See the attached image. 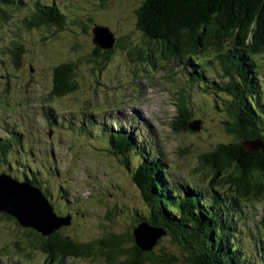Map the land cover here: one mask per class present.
<instances>
[{
  "label": "rangeland",
  "instance_id": "1",
  "mask_svg": "<svg viewBox=\"0 0 264 264\" xmlns=\"http://www.w3.org/2000/svg\"><path fill=\"white\" fill-rule=\"evenodd\" d=\"M48 1L21 0L18 9L4 8L0 12V139L14 141L19 136L22 143V148L20 143L11 144L5 155L0 152V172L3 169L13 178L22 177V170L12 160L13 168H7L11 157L14 161L20 157L26 165H33H28L32 169L37 167L38 173L41 166L40 187H47L44 193L55 212L67 216L66 209L71 206V223L61 229L64 235L90 241L101 239L105 232L125 234L136 213L138 216L148 213L147 206L133 182V168L129 170L121 164V157L110 153L108 144L99 143L102 129L95 130L91 123L92 117L100 122L117 117L118 125H112L113 131H131L135 140L154 137L168 171L183 183L192 180L202 189L211 183L217 193H225L228 188L225 178L219 175L211 180L207 170H195L201 162L199 154L229 139L222 130L220 113L205 106L209 105L210 99L207 101L206 97L210 96V89L204 92L190 85L188 74L182 69L184 63L179 59L155 53L148 60L147 41L135 27L134 12L139 0H111L103 9L97 0H52L68 13V22L78 14L85 24L92 26L87 23L91 18L94 23L107 25L116 41H126L114 47L100 71L91 55L94 47L91 27L86 32L73 22L67 25L70 30L29 26L30 15L39 6L49 4ZM140 48L144 52L139 59ZM257 57L259 79L264 81V50ZM61 63L75 64L77 88L60 96L53 95L52 90L53 69ZM182 104L189 111L195 109L188 118L191 132L177 126L176 115ZM48 112L59 126L48 123ZM131 114L137 117L135 125L143 126L141 129H132L125 122L126 118L129 123L135 122L129 117ZM198 118L201 120L196 123ZM191 125L198 129L192 131ZM80 126L93 133L81 132ZM96 136L98 140L90 139ZM90 141L97 144L90 145ZM131 152L133 148L129 151L133 167L137 157ZM63 199L83 203L84 207L77 210ZM241 202L249 218L246 226L250 227V232L241 234L250 235L248 249L260 258L256 249L264 244V228L258 226L260 221L264 223V196L249 195ZM25 228L0 215V264L105 263L102 256L50 260L38 249L16 252L15 242L19 241L21 247L27 244ZM170 242V237L164 236L153 250L175 252Z\"/></svg>",
  "mask_w": 264,
  "mask_h": 264
},
{
  "label": "trees",
  "instance_id": "2",
  "mask_svg": "<svg viewBox=\"0 0 264 264\" xmlns=\"http://www.w3.org/2000/svg\"><path fill=\"white\" fill-rule=\"evenodd\" d=\"M97 1L101 9L112 2ZM48 3L39 6L30 15L27 19L30 27L70 30L67 25L73 22L86 32L91 27V34L95 25L108 27L92 22L91 18L87 20V23H92L89 26L78 14L73 15L68 22V13L63 8L56 6L53 1ZM20 5L21 0H0V12H4V8L18 9ZM134 16L136 29L147 41L145 52L148 60L155 53L179 59L184 63L183 68L190 70L187 71L190 85L201 88L202 91L210 89L209 92L206 91L210 94L206 97L207 101L210 99L209 105L205 106L216 108L220 113L222 130L229 139L217 142L214 148L199 154L201 162L195 170H207L211 174V180L219 175L225 178L227 191L217 193L211 183L209 187L202 189L194 185L192 180H187L192 183V186H187V183L168 171L160 146H156L153 141L154 137L148 136L151 140H135L131 131H113L112 125H118L116 119L100 122L92 117L95 120L91 121L94 129H102L101 135L106 136H99V143L108 144L109 152L121 157V164L129 170L133 168L132 179L148 213L139 216L136 213L137 217L133 216V222L125 234L105 232L101 239L90 241L62 234L61 229L68 225L47 236L32 228H25L27 244L21 247L19 241L15 242V251L38 249L50 260L102 256L104 264H264V244L263 248L260 244L261 248L256 249L261 256L257 258L248 249L250 244L247 237L250 235L241 234L242 231L250 232L249 225L246 226L248 214L241 200L253 194L256 197L264 196V153L262 148L256 150L250 146L259 142L264 147V81L259 79L257 69L260 63L257 55L264 50V0H139ZM122 42L126 43L125 40ZM122 42L115 40L109 50L93 44L91 55L94 56L93 61L99 71L108 59V54ZM143 52L142 48L138 49L139 59ZM184 58L186 59L183 60ZM75 68L72 63H61L54 67L53 95L61 96L75 91ZM206 70L211 74H207ZM200 108H204V105L200 104ZM189 110L184 104L178 107L177 126L182 131L191 132L188 118L195 109ZM47 119L50 125L57 123L50 112ZM200 120L198 118L195 122ZM79 122L81 120L76 121L77 124ZM80 127L83 133H93ZM130 127L135 128L131 123ZM11 128L15 131L14 126ZM99 137L90 139L98 140ZM13 140L0 139L2 155H5L13 143H20L21 146L19 136ZM96 142L90 141V145H95ZM132 148V155L137 157V164L133 167L130 165L129 153ZM17 158L14 161L11 157L7 168H13L11 160L18 164L22 177L17 180L38 187L45 195L47 187H40L41 166H38L41 169L38 173L37 167L32 169L29 166L33 165H26L27 162ZM1 171L0 173L9 174L3 169ZM60 191L66 194L64 189ZM47 200L51 204L48 198ZM64 201L77 210L84 207L83 203L74 200ZM51 206L54 208L52 204ZM70 207L66 209L68 216L72 213ZM0 215L17 222L3 212ZM142 221L164 229L175 252L165 253L164 249L143 252L138 249L130 228ZM258 226L264 228V223ZM259 238L262 242L261 237ZM125 245H129L128 248Z\"/></svg>",
  "mask_w": 264,
  "mask_h": 264
},
{
  "label": "water",
  "instance_id": "3",
  "mask_svg": "<svg viewBox=\"0 0 264 264\" xmlns=\"http://www.w3.org/2000/svg\"><path fill=\"white\" fill-rule=\"evenodd\" d=\"M92 34V43L96 47L103 50L113 47L115 36L108 27L95 25ZM190 128L197 130L198 126L191 125ZM250 146L256 150L262 148L264 153V147L259 142ZM0 212L15 218L22 227L32 228L43 236L70 224V216L57 215L41 189L18 181L7 173H0ZM131 234L135 246L143 252H149L166 236V231L142 221L132 228Z\"/></svg>",
  "mask_w": 264,
  "mask_h": 264
},
{
  "label": "bare ground",
  "instance_id": "4",
  "mask_svg": "<svg viewBox=\"0 0 264 264\" xmlns=\"http://www.w3.org/2000/svg\"><path fill=\"white\" fill-rule=\"evenodd\" d=\"M224 77V76H223ZM56 121V120H55ZM57 124V126H59V123H56ZM56 125H54V126H52V127H55ZM7 154V153H6ZM192 189V188H191ZM248 216V215H247Z\"/></svg>",
  "mask_w": 264,
  "mask_h": 264
}]
</instances>
